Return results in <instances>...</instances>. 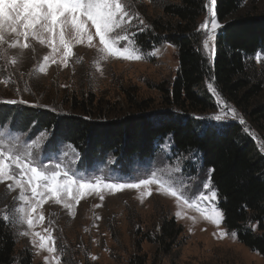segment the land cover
<instances>
[{
  "label": "rangeland",
  "instance_id": "1",
  "mask_svg": "<svg viewBox=\"0 0 264 264\" xmlns=\"http://www.w3.org/2000/svg\"><path fill=\"white\" fill-rule=\"evenodd\" d=\"M124 2L129 6L130 13L138 18L122 26L124 31L121 34L126 35L128 40L121 41L120 46L134 50L142 59L109 57L101 61V73L94 66L100 55L99 40L95 37L93 47H89L86 41L74 45V55L68 59L66 67L60 62V53H57V63L48 61L46 74H37L35 69L44 63L43 56L50 55L51 50L32 41L35 51L25 50L16 65L0 59V81H9L0 82V105L16 101L12 103L16 108L49 109L61 116L75 115L71 110L74 100L84 104L95 100V106H98L91 109V113L100 116L110 111L122 115L132 111L136 102L150 106L149 111L165 109L161 88L172 87L175 82L179 72L178 50L168 43L143 50L136 41L138 35L153 31L152 21H167L162 8L165 2ZM216 5L215 0L212 7L219 27L215 30L211 28L210 0H207L206 12L198 23V44L211 63L216 56L217 37L223 26L217 20ZM250 12L264 13V0H245L241 14ZM206 22L207 29L202 27ZM92 31L94 33V29ZM210 36L212 39H209ZM205 41L209 44L207 49ZM19 52L20 49H8L10 57ZM80 58L82 61L78 62ZM251 68L255 81L263 83V92L252 102L253 107L249 110L244 109L245 106L239 108L221 97L213 80L209 79L205 90L214 101V109L197 113L195 118L202 121L204 128L209 126L219 131L239 125L243 134L251 138L264 156V121L250 116L254 106L264 104V50L257 53ZM209 84L215 91L208 87ZM82 107L79 105V108ZM9 124L0 128V141L13 148L15 154L30 159L32 164L48 172H67L77 181L94 183L102 180L106 184L138 183L155 175L196 205L190 207L163 194L157 184L120 191L102 188L99 192L89 191L83 196L74 188L72 195L80 197L78 203L67 194L59 204L54 198L47 200L32 214L34 224L29 227L23 214L16 211L21 207L18 200L20 189L9 191L7 184L12 181L0 183V218L10 226L15 236L17 253L29 249L33 254V264H57V261L59 264H264L262 256L239 243L236 234L225 228L224 216L219 226L205 218V214H211L213 208L221 212L212 171L202 168L199 153L180 154L176 151L171 137L156 143L153 159L119 162L111 157L104 163H97L84 160L68 144L49 142L47 132L32 137L30 132H12L7 128ZM61 179L64 177L61 176ZM213 193L215 199L212 198ZM25 194L31 196L30 188ZM65 202L71 207L65 208ZM41 214L43 221L39 220ZM167 216L174 218L183 232L176 244L165 250L166 242L160 246L156 241L161 232V221ZM25 232L28 235L22 234ZM37 232L46 239L50 233L55 243L47 241L42 248L44 242L35 235ZM48 247H54L56 251L50 253Z\"/></svg>",
  "mask_w": 264,
  "mask_h": 264
},
{
  "label": "trees",
  "instance_id": "2",
  "mask_svg": "<svg viewBox=\"0 0 264 264\" xmlns=\"http://www.w3.org/2000/svg\"><path fill=\"white\" fill-rule=\"evenodd\" d=\"M244 1L216 0V17L223 26L212 63L198 44V23L207 0H164L167 21L156 19L151 22L150 34L137 36L143 50L163 43L178 50L175 82L161 88L165 109L149 111L150 106L136 102L132 111L122 115L110 111L100 116L91 113L98 106L95 100L86 104L74 100L71 110L75 115L61 116L49 109L16 108L6 101L0 105V128L11 121L7 128L15 133L30 132L36 137L47 132L49 142L68 144L84 160L97 163L111 157L119 162L153 159L156 143L171 137L180 154H200L202 168L212 171L225 228L264 259V156L239 125L219 131L204 128L195 118L197 113L214 109L205 90L209 79L221 97L246 110L263 92V83L255 81L251 67L257 53L264 50V13L241 14ZM250 116L264 121V104L254 106ZM160 229L156 242L160 246L166 242L165 250L174 246L183 232L168 216L162 219ZM16 247L10 226L0 218V264H33L32 252L17 253Z\"/></svg>",
  "mask_w": 264,
  "mask_h": 264
},
{
  "label": "snow or ice",
  "instance_id": "3",
  "mask_svg": "<svg viewBox=\"0 0 264 264\" xmlns=\"http://www.w3.org/2000/svg\"><path fill=\"white\" fill-rule=\"evenodd\" d=\"M214 4L215 0H210L208 7V12L213 16L211 23L213 30L219 27L214 18L215 13L212 7ZM136 18L138 17L130 13L129 6L124 0H0V59L16 65L25 50L35 51L32 44V41H35L51 50L50 55L43 56L44 63L35 69L37 74H46L48 61L57 63L55 54L60 53L62 57L60 62L66 67L68 59L74 55V45L83 44L86 41L89 47H93L95 46L93 40L98 37L100 55L99 59L94 61V66L102 73L101 61H106L109 57L125 60L142 59L134 50L120 46L121 41L128 40L126 35L121 34L124 31L122 26L130 24L131 20ZM140 23H143V20H140ZM202 27L207 29L208 23L206 22ZM209 39L212 37L210 36ZM204 47L206 49L209 47L208 41H205ZM8 49H20V52L10 57ZM81 61L82 58L78 59V62ZM0 82L8 83L9 81ZM208 87L215 91L211 84ZM8 102L16 103V101ZM61 176L64 179H61ZM7 181L13 182L7 184L9 191L20 189L18 200L21 202V207L16 211L23 214L29 227L34 224L32 214L36 213L47 200L54 198L59 204L62 202V197L67 194L78 203L80 197L72 195L74 188L80 192V196H83L86 192H99L102 188L120 191L125 188H148L152 184H157L163 194L170 195L190 207H196L171 184L158 179L155 175L150 179H141L138 183L106 184L102 180L94 183L77 181L68 176L67 172H48L35 166L30 159L15 154L13 148L0 141V183ZM29 188L31 196L25 194ZM100 198L103 199V196ZM212 198L215 199V193ZM63 206L71 207L66 202ZM177 215L181 214L178 212ZM222 216L223 214L215 208L212 209L211 214H205V218L217 226ZM4 218L7 219V216ZM39 220H44L42 214L39 215ZM22 234L28 235L27 232ZM35 235L40 236L41 241L44 242L41 244L42 248L47 241L55 243L50 233L47 239L38 232ZM47 250L50 253L56 251L54 247H48ZM57 264H59L58 261Z\"/></svg>",
  "mask_w": 264,
  "mask_h": 264
}]
</instances>
